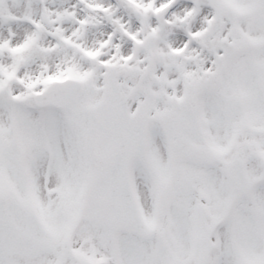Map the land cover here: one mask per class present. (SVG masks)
I'll list each match as a JSON object with an SVG mask.
<instances>
[{
  "label": "snow or ice",
  "instance_id": "obj_1",
  "mask_svg": "<svg viewBox=\"0 0 264 264\" xmlns=\"http://www.w3.org/2000/svg\"><path fill=\"white\" fill-rule=\"evenodd\" d=\"M0 264H264V0H0Z\"/></svg>",
  "mask_w": 264,
  "mask_h": 264
}]
</instances>
